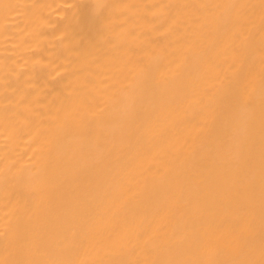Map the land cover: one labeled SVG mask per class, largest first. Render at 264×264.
Masks as SVG:
<instances>
[{
  "label": "bare ground",
  "instance_id": "bare-ground-1",
  "mask_svg": "<svg viewBox=\"0 0 264 264\" xmlns=\"http://www.w3.org/2000/svg\"><path fill=\"white\" fill-rule=\"evenodd\" d=\"M0 264H264V0H0Z\"/></svg>",
  "mask_w": 264,
  "mask_h": 264
}]
</instances>
